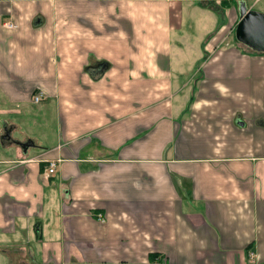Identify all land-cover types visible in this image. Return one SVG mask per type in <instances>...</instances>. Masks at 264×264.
<instances>
[{
  "label": "crops",
  "instance_id": "crops-1",
  "mask_svg": "<svg viewBox=\"0 0 264 264\" xmlns=\"http://www.w3.org/2000/svg\"><path fill=\"white\" fill-rule=\"evenodd\" d=\"M241 1L0 0V264H264Z\"/></svg>",
  "mask_w": 264,
  "mask_h": 264
},
{
  "label": "water",
  "instance_id": "water-1",
  "mask_svg": "<svg viewBox=\"0 0 264 264\" xmlns=\"http://www.w3.org/2000/svg\"><path fill=\"white\" fill-rule=\"evenodd\" d=\"M239 14L236 39L254 51L264 52V11L250 9L245 1H241Z\"/></svg>",
  "mask_w": 264,
  "mask_h": 264
},
{
  "label": "built area",
  "instance_id": "built-area-1",
  "mask_svg": "<svg viewBox=\"0 0 264 264\" xmlns=\"http://www.w3.org/2000/svg\"><path fill=\"white\" fill-rule=\"evenodd\" d=\"M6 25L9 26V27H14L15 26L14 23H12V22L11 23H6ZM44 99H46V94L43 93V92H37L33 96V100L36 103H39V102L43 101ZM55 168H56V162H51L50 163L49 172L53 173L55 171Z\"/></svg>",
  "mask_w": 264,
  "mask_h": 264
},
{
  "label": "rangeland",
  "instance_id": "rangeland-1",
  "mask_svg": "<svg viewBox=\"0 0 264 264\" xmlns=\"http://www.w3.org/2000/svg\"><path fill=\"white\" fill-rule=\"evenodd\" d=\"M250 3H252V2H250ZM256 7H257V8H263V7H264V0H261V1L256 5ZM223 21H224L223 17H222V16H221V17L219 16V26H220V25L222 26V24L224 23ZM234 32H235V31H234ZM234 32L231 34V39H232V41H234V42H236V43H241L240 41H238V40L235 39V36H234L235 33H234ZM224 34H225V33H220L219 35L222 36V35H224ZM241 44L244 45L243 43H241Z\"/></svg>",
  "mask_w": 264,
  "mask_h": 264
}]
</instances>
